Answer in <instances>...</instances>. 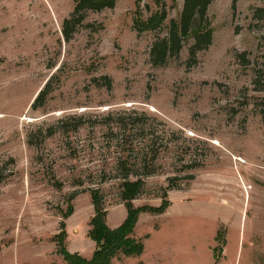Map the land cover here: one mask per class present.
Instances as JSON below:
<instances>
[{"label": "rangeland", "instance_id": "1", "mask_svg": "<svg viewBox=\"0 0 264 264\" xmlns=\"http://www.w3.org/2000/svg\"><path fill=\"white\" fill-rule=\"evenodd\" d=\"M75 3L0 0V264H67L62 222L68 250L91 258L94 203L119 227L126 183L147 210L134 232L145 249L112 264H264V0H213V43L190 69L192 39L150 63L184 0H117L67 41ZM163 4L161 30L139 34L135 20Z\"/></svg>", "mask_w": 264, "mask_h": 264}, {"label": "trees", "instance_id": "2", "mask_svg": "<svg viewBox=\"0 0 264 264\" xmlns=\"http://www.w3.org/2000/svg\"><path fill=\"white\" fill-rule=\"evenodd\" d=\"M143 0H136L137 8ZM213 0H184L183 9L178 20L172 19L168 28V36L158 37L152 44L150 50V63L153 67H165L170 60L179 57L183 47L188 40L193 43L189 47V60L187 68L197 64V54L207 50L213 43L214 30L211 20L208 17V10ZM117 0H76L75 7L70 16L63 22V35L69 41L78 32L86 19L89 11L101 12L105 9L115 8ZM237 0H233L232 9L236 10ZM254 19L264 22V7H258L254 11ZM167 19L165 5L156 14H153L146 21L135 20L134 29L139 33L158 31L163 27ZM92 27L91 24L87 25ZM100 30L103 26L100 25ZM244 65L249 64L246 54H240ZM255 84L257 81L255 80ZM110 86V84H109ZM49 88L44 89L35 100L32 108L37 110L44 106ZM3 176L0 175V183ZM127 192L124 195L127 215L123 223L117 228H110L106 223V214L98 203H94L95 215L91 220V229L88 237L96 244V250L91 258H85L78 253H72L67 248L66 223H61V231L54 237L58 253L67 264H112L119 256L139 257L143 254L145 246L141 240L134 236L139 221L140 213L147 211L146 208H135L132 201L140 193L137 183H126ZM167 204L164 201L159 208H148L152 213L163 214L166 212ZM72 215V208L65 214L64 219ZM218 241L224 244L222 235H218Z\"/></svg>", "mask_w": 264, "mask_h": 264}, {"label": "crops", "instance_id": "3", "mask_svg": "<svg viewBox=\"0 0 264 264\" xmlns=\"http://www.w3.org/2000/svg\"><path fill=\"white\" fill-rule=\"evenodd\" d=\"M126 215H127V213H126ZM125 218H126V217H125ZM124 220H125V219H124ZM122 223H123V222H122ZM122 223H121V224H122ZM121 224H120V225H121ZM120 225H119V226H120ZM112 229H114V228H112Z\"/></svg>", "mask_w": 264, "mask_h": 264}]
</instances>
